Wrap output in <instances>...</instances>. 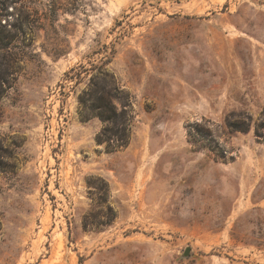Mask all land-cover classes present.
I'll return each mask as SVG.
<instances>
[{
  "label": "rangeland",
  "instance_id": "rangeland-1",
  "mask_svg": "<svg viewBox=\"0 0 264 264\" xmlns=\"http://www.w3.org/2000/svg\"><path fill=\"white\" fill-rule=\"evenodd\" d=\"M0 264H264V0H0Z\"/></svg>",
  "mask_w": 264,
  "mask_h": 264
},
{
  "label": "trees",
  "instance_id": "trees-1",
  "mask_svg": "<svg viewBox=\"0 0 264 264\" xmlns=\"http://www.w3.org/2000/svg\"><path fill=\"white\" fill-rule=\"evenodd\" d=\"M109 111H112V110H109ZM110 117H111V116H109V115H105V116H104V118H108V119H110Z\"/></svg>",
  "mask_w": 264,
  "mask_h": 264
},
{
  "label": "water",
  "instance_id": "water-1",
  "mask_svg": "<svg viewBox=\"0 0 264 264\" xmlns=\"http://www.w3.org/2000/svg\"><path fill=\"white\" fill-rule=\"evenodd\" d=\"M189 252H190V249H188L185 254L187 255Z\"/></svg>",
  "mask_w": 264,
  "mask_h": 264
}]
</instances>
